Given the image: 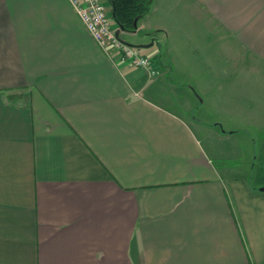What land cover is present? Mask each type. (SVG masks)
Instances as JSON below:
<instances>
[{"label": "crops", "instance_id": "1", "mask_svg": "<svg viewBox=\"0 0 264 264\" xmlns=\"http://www.w3.org/2000/svg\"><path fill=\"white\" fill-rule=\"evenodd\" d=\"M120 37L156 76L68 0H0V264H264V182L226 165L264 168V0H154Z\"/></svg>", "mask_w": 264, "mask_h": 264}, {"label": "built area", "instance_id": "2", "mask_svg": "<svg viewBox=\"0 0 264 264\" xmlns=\"http://www.w3.org/2000/svg\"><path fill=\"white\" fill-rule=\"evenodd\" d=\"M68 1L99 45L106 50H116L124 61L144 70L150 77L158 74L152 56L144 55L140 48L120 37L122 29L114 25L109 7L103 0Z\"/></svg>", "mask_w": 264, "mask_h": 264}, {"label": "rangeland", "instance_id": "3", "mask_svg": "<svg viewBox=\"0 0 264 264\" xmlns=\"http://www.w3.org/2000/svg\"><path fill=\"white\" fill-rule=\"evenodd\" d=\"M110 13H111V10H110ZM158 16L159 15L155 16L154 21H157ZM113 22H114V20H113ZM114 25H115V23H114ZM122 36H124L125 38H128V40L130 39L128 36H125V35H122ZM154 38H155V40H152V41H155V46H157V41H159V40H162L161 42H163V43L165 42L166 43V38L163 35L160 36V39L157 36L154 37ZM145 40H147V39H145ZM177 44L178 43H176V45ZM215 51H217V50H215ZM211 53L214 55L213 49L211 50ZM214 57H215V55H214ZM207 59H208V56H207ZM193 60H195V57H193ZM170 61H171V56H170L169 52L164 51L162 53V62L168 63ZM216 70H218V75H220V73H219L220 66L217 67V63H216V67L214 68V75H215ZM161 76H163V74ZM162 78L165 81H167V82H165L164 89H163L166 93L174 94L176 96V93H180V92L183 91L182 90L183 89V85L177 84L178 81L176 80V72L173 71V73H171V75L165 73V75ZM196 86H197L196 88L199 89V85H196ZM185 90H186V88H185ZM194 93H196L194 95H198V93L200 94L199 90H197V92L194 91ZM198 111H201V115L203 116V118H205V119L211 118V116L203 114V112L205 111L204 108H202V109H200ZM226 165L230 166V167H233L235 169H238V170H240L242 172L249 173L250 176L252 177L251 180H253L255 183H256V181L258 183L264 182V178L261 179V176L264 175V168H260L261 165L257 164V162H255V161H253V159L250 160V152L248 150H246V149L242 150V154L241 155L228 157Z\"/></svg>", "mask_w": 264, "mask_h": 264}, {"label": "trees", "instance_id": "4", "mask_svg": "<svg viewBox=\"0 0 264 264\" xmlns=\"http://www.w3.org/2000/svg\"><path fill=\"white\" fill-rule=\"evenodd\" d=\"M154 0H108L112 18L123 31H134L138 20L151 11Z\"/></svg>", "mask_w": 264, "mask_h": 264}, {"label": "water", "instance_id": "5", "mask_svg": "<svg viewBox=\"0 0 264 264\" xmlns=\"http://www.w3.org/2000/svg\"><path fill=\"white\" fill-rule=\"evenodd\" d=\"M131 45H133V44H131ZM133 46H136V45H133ZM145 45H142V47H144ZM136 47H138V46H136ZM264 189V188H263Z\"/></svg>", "mask_w": 264, "mask_h": 264}]
</instances>
